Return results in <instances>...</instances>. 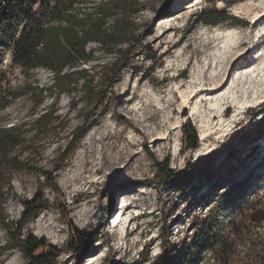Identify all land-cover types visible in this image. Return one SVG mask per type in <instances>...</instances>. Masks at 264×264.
<instances>
[{"label": "rangeland", "instance_id": "rangeland-1", "mask_svg": "<svg viewBox=\"0 0 264 264\" xmlns=\"http://www.w3.org/2000/svg\"><path fill=\"white\" fill-rule=\"evenodd\" d=\"M109 1L82 0L78 8L93 12L94 8ZM228 1L235 3L228 6ZM248 1L137 0L141 11L133 19V37L123 47L131 50L129 61L114 76L113 87L106 97H98L89 105L85 88L79 86L73 97L62 95L57 103L47 94L44 104L35 109L33 98L25 96L0 109V132L14 128L24 140L10 158L16 157L29 166L25 171L0 168L1 186L10 196L4 206L8 221H0V264H30L26 255L16 248L17 243L12 241L10 225L20 221L24 211L21 203L36 197L43 198L46 209L23 228L22 237L42 243L44 246L35 255H56V264H87L89 254L91 257L100 255L97 264H138V256L143 250L144 255L148 253L154 259L153 251H168L170 246L172 251L173 248L180 250L191 244L192 222L204 218L212 206H215V215L222 213L216 224L219 229L236 220L240 213L247 217L253 208L264 205V136L247 144L238 145L237 140L232 142L233 136L244 127H257L264 120L262 101L241 108L242 114L226 133L219 134L220 118H216L211 126L212 134L206 141L201 139L200 126L211 116L209 106L197 114L192 111L195 117L185 119L168 141L151 144L154 135L165 132L182 119L183 114L179 112L181 95L174 93V89L198 77L203 66L209 64L221 47V41L206 46L211 33L226 27L248 35L254 33L251 19L237 11ZM178 5L184 7L181 19L171 23L172 30L166 41L156 39L161 33V22L176 15ZM213 9L228 12L239 21L229 19L214 27L198 24L199 14ZM262 23L264 20L257 25L255 33L264 27ZM113 25L114 21H109V26ZM261 45L254 46L247 56L252 62L257 60L258 65L263 62L256 58L263 50ZM87 48L94 54V61L83 68L110 69L117 61L118 53L107 55L98 43H91ZM246 66L242 63L234 71ZM0 71L6 72L9 82L0 91L4 101L8 100L10 90L34 84L49 91L55 84L53 73L44 69L25 78L11 65L10 53L1 56ZM246 81L242 79L240 87L233 86L231 81L226 87L231 99L222 110L224 120H236L239 113L233 102H252L264 96L260 95L264 88L258 92V86L246 85ZM102 87L104 91L106 86L97 80L95 91H102ZM171 102L176 104L170 107ZM136 107L140 110L134 111ZM49 110L53 123L47 130H39L36 121ZM184 126L194 128L200 138L199 148L186 154L183 150ZM82 128L87 130L73 147ZM87 137H93V140L85 145L83 140ZM223 146L240 154L246 167H239L236 173L230 172L231 167H237V161L225 158ZM210 154H215L207 161L216 176L212 182H205L207 178L200 168L169 182L161 183L157 177L156 162L168 161L173 173L180 174L189 162L198 164L197 161ZM78 174L82 178L77 182L65 183ZM191 175L198 179L190 183L187 179ZM50 180H54L53 183ZM127 194L129 213L137 216L128 227L124 219L120 231H111L112 235L108 228L113 225V213L118 211L120 200ZM177 229L180 230L178 233ZM76 232L92 240L86 257L72 251ZM254 234V238L263 239L264 224L255 229ZM204 259L201 264L211 262L210 251Z\"/></svg>", "mask_w": 264, "mask_h": 264}, {"label": "trees", "instance_id": "trees-1", "mask_svg": "<svg viewBox=\"0 0 264 264\" xmlns=\"http://www.w3.org/2000/svg\"><path fill=\"white\" fill-rule=\"evenodd\" d=\"M81 3L82 0H0V58L10 53L11 65L17 67L25 78H31L34 71L44 69L53 73L55 79V84L49 91L34 84L10 90L7 101L0 98V109L25 96L33 98L35 109L44 104L47 94L57 103L62 95L73 97L79 86L85 88L89 105L98 97H106L113 87L114 76L129 61L131 50H124L123 47L133 37V19L141 11L140 4L137 0H111L94 8L93 12H83L78 8ZM198 17V24L207 27L217 26L229 19L239 21L228 12L218 9L200 13ZM111 20L114 21L113 27L109 26ZM91 43L100 44L101 50L107 55L118 53L117 61L110 69L82 67L94 61V54L89 53L87 48ZM97 80L106 86L104 91V87L102 91H95L94 84ZM5 83H9L6 72L0 71V91ZM51 115L49 110L37 119L39 130L45 131L51 126ZM85 130L87 129L82 128L76 135L73 147ZM263 136L264 120L257 127H244L233 136L232 142L237 140L238 145L247 144ZM23 144L24 140L16 129L0 132V168L5 166L12 171L28 170L27 164H22L16 157L10 158L13 151ZM199 146L197 131L191 126H184V153L194 152ZM223 147L226 151L225 158H234L237 161V167H231L230 172L236 173L239 167H246L240 154L229 147ZM214 156L215 154H210L197 161L198 164L189 162L187 169L180 174L173 173L168 161L156 162L157 177L161 183L169 182L200 168L207 178L205 182H212L216 176L210 171L207 161ZM196 179V176L191 175L187 181L191 183ZM3 189L0 181V221L6 223L8 219L4 206L10 196ZM21 204L24 211L20 221L10 225L12 241L17 243L16 248L26 255L30 264H56V255L36 256V252L44 245L36 239H23L21 233L30 221L46 209V202L43 198L36 197L33 200H24ZM221 214L215 215V206H212L204 218H197L192 222L193 238L191 244L186 245L184 254L179 257L172 256L170 246L152 264H201L208 251L211 252L209 264H264V238H254L255 229L264 224V205L253 208L247 217L240 213L236 220L218 229L216 224ZM74 239L76 244L72 251L86 257L92 240L78 232ZM91 255L89 254L90 257ZM148 259V253L142 254L139 264L147 262Z\"/></svg>", "mask_w": 264, "mask_h": 264}, {"label": "bare ground", "instance_id": "bare-ground-1", "mask_svg": "<svg viewBox=\"0 0 264 264\" xmlns=\"http://www.w3.org/2000/svg\"><path fill=\"white\" fill-rule=\"evenodd\" d=\"M201 1L205 2L207 0ZM193 7L194 5L192 6V8ZM183 9L184 7H182V5H178V13L176 15L169 17L171 18L170 20H167L168 18L163 19L167 21L161 22V33H158L156 39L166 41L167 35L172 30L171 23H174L181 19V15H183ZM237 11L241 15L243 14L251 19L252 29L254 33L252 32V34L248 35L241 31L235 30L233 27H226L224 30L216 29L213 33H211L212 35L208 37L209 40L206 43V46H210L214 42L221 41V47L211 57L209 64H207V66H203L198 77L189 80L186 85H181L174 89V93L180 92L181 95L182 102L179 106V112L180 114H183L182 119L180 118L181 120L177 121L176 124H173L170 129H165V132L154 135L151 138V144L168 141L173 132L175 133L181 128L182 123L185 119L195 117V114H197V112H200V110L203 111V108H205L206 106H209L211 110V116L200 126V129L202 131V141H206L210 134H212L213 130L211 126L216 118H220L219 134H223L230 129L231 125L236 123L237 118L242 114L241 112H239L241 108H244L246 105L253 102L258 103L259 101H262L261 103L264 104V96L260 98L255 97L257 99H252V102L248 100L246 102H233L234 108L238 111L239 114L235 116L236 120L234 121L224 120L222 110L227 104L230 103L231 99V97H229L231 93H228L226 87L231 81H233V86L236 85V87H240L242 86V79H246V85H253L254 88L257 86L259 87L258 90H256L258 92L260 91V88L261 90L262 88H264V27L260 29L259 33H255L257 25H259L264 20V0H249L247 3L241 5V7L237 9ZM259 44H263L261 45V48L263 50L262 52L260 51V55L256 58L263 59V62L258 65L257 60L252 62L251 58L247 56L249 52H251V50H253V48L258 46ZM171 62L172 61H170V63ZM242 63L246 64L247 66L234 71V68ZM248 78H250L251 81H249ZM259 83L262 84L259 85ZM184 87H186L185 90L183 89ZM262 94H264L263 91L262 93H260V95ZM251 98L253 97H250V99ZM175 104L176 103L171 102L170 107H173ZM133 110L139 111L140 109L136 107ZM192 111L196 113L192 114ZM91 140H93V137H87L83 140V143L85 145H88ZM132 144L136 146L135 143L132 142ZM198 152H201V150H199ZM125 154H128V152ZM81 176V174L75 175L73 178L65 181V183L74 184V182H77L79 178H82ZM92 182L95 183L96 181ZM66 184L64 187H67ZM77 188L78 186L76 187L75 191H77ZM122 198L123 199L120 200L118 208H125L129 210V195H123ZM112 224L115 225L112 231L114 233H118V231H120L121 220L115 219ZM38 225H42L41 221H39ZM43 227L44 226H42V228ZM99 258V254L92 256L89 258V262L87 264H97L100 261Z\"/></svg>", "mask_w": 264, "mask_h": 264}, {"label": "built area", "instance_id": "built-area-1", "mask_svg": "<svg viewBox=\"0 0 264 264\" xmlns=\"http://www.w3.org/2000/svg\"><path fill=\"white\" fill-rule=\"evenodd\" d=\"M125 196V195H124ZM123 199V198H122ZM184 206H185V204H184ZM114 214V217L113 218H115V219H119V220H121V222L124 220V219H126L125 220V224H126V226L128 227L129 226V224L131 223V221L133 220V217L134 216H137L136 214H131L130 215V213H129V210H127V209H119L118 208V211L116 212V213H113ZM114 219V220H115ZM113 222V221H112ZM115 225H112V229L109 227L108 229H109V232H111L112 230H113V227H114ZM190 229H191V238H193V233H194V230L192 229V227L190 226ZM177 231V233L180 231L179 229H177L176 230ZM112 233V232H111ZM112 235H113V233H112ZM125 236H126V233H125ZM185 247H186V245H184V247H182V248H180V250H177V249H174L173 248V251L171 252V255L172 256H176V257H179V256H181L182 254H184V252H185ZM144 253V250L139 254V256H138V264H139V262H140V256L142 255ZM163 254V252L159 249L158 251H153L152 252V257H154V259H151L150 258V256H149V254H148V261L147 262H145V263H143V264H152L154 261H156L161 255ZM144 255V254H143ZM101 257L103 258V255H101Z\"/></svg>", "mask_w": 264, "mask_h": 264}, {"label": "water", "instance_id": "water-1", "mask_svg": "<svg viewBox=\"0 0 264 264\" xmlns=\"http://www.w3.org/2000/svg\"><path fill=\"white\" fill-rule=\"evenodd\" d=\"M120 198V197H119ZM74 238H75V235H74Z\"/></svg>", "mask_w": 264, "mask_h": 264}]
</instances>
